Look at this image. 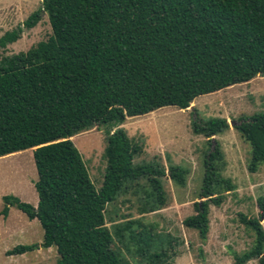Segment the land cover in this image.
I'll use <instances>...</instances> for the list:
<instances>
[{
  "label": "trees",
  "instance_id": "16d2710c",
  "mask_svg": "<svg viewBox=\"0 0 264 264\" xmlns=\"http://www.w3.org/2000/svg\"><path fill=\"white\" fill-rule=\"evenodd\" d=\"M44 13L52 36L0 59V158L33 150L39 199L34 207L5 196L1 216L17 208L44 231L41 245L6 255L55 248L56 264H130L120 252L126 240L143 256L152 237L136 234L131 222L112 232L107 207L145 182L142 214L161 211L168 205L164 180L185 188L190 171L158 162L135 166L144 147L121 127L166 107L187 110L201 96L264 77V0H43L39 11L0 38V48L21 40ZM100 127L107 128V171L98 191L72 139ZM192 128L211 149L203 163L204 201L183 224L206 242L210 206L220 207L237 189L223 176L227 162L214 140L230 125L198 117ZM235 129L250 145L248 171L256 174L264 168V114L242 118ZM259 207V218L238 216L255 240L249 251L235 254L234 264H264V200ZM148 259L173 264L166 251Z\"/></svg>",
  "mask_w": 264,
  "mask_h": 264
},
{
  "label": "rangeland",
  "instance_id": "374dc122",
  "mask_svg": "<svg viewBox=\"0 0 264 264\" xmlns=\"http://www.w3.org/2000/svg\"><path fill=\"white\" fill-rule=\"evenodd\" d=\"M42 1L0 0V38L16 30L39 11ZM51 36L49 18L44 13L36 28L24 30L21 40L8 45L5 50L0 48V59L28 52ZM190 108L166 107L143 117L130 118L121 127L132 141L144 147V155L134 161L135 166L158 162L167 170L172 165L190 171L185 188L168 178L164 180L168 205L161 211L142 214L145 203L142 189H149L145 182L107 207V227L112 232L115 226L131 222L136 234L146 231L152 237L153 247L143 256L138 253L139 247L134 242L129 238L126 240L120 252L130 264H146L151 255L162 251L168 253L169 263L173 264H234L235 254L249 251L254 244L253 232L239 223L238 216L260 217L259 202L264 200V168L261 167L256 174L249 173L251 148L235 128L241 124L242 118L246 120L256 114H264V77L201 96ZM198 117L203 122L213 118L228 121L230 130L214 140L225 154L227 168L223 176L231 179L237 188L225 194L220 207L210 206V233L206 242L200 239L197 231L183 224L196 214L195 203L204 201L199 197L205 176L203 163L211 148L206 138L193 133L192 122ZM106 132L107 128L100 127L72 139L98 191L107 171ZM33 154V150H28L0 158V264H56L59 259L55 248L22 256L6 255L18 246L44 242V231L39 222L30 221L17 208H11L7 219L1 216L5 196H14L24 203L38 206L34 187L38 175ZM261 225L264 228V219ZM118 246L116 243L115 248ZM249 264L259 263L253 261Z\"/></svg>",
  "mask_w": 264,
  "mask_h": 264
},
{
  "label": "water",
  "instance_id": "95a60500",
  "mask_svg": "<svg viewBox=\"0 0 264 264\" xmlns=\"http://www.w3.org/2000/svg\"><path fill=\"white\" fill-rule=\"evenodd\" d=\"M190 109H193V108H190Z\"/></svg>",
  "mask_w": 264,
  "mask_h": 264
}]
</instances>
